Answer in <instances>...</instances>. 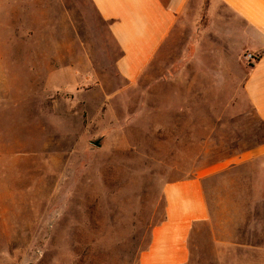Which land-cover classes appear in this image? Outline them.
I'll use <instances>...</instances> for the list:
<instances>
[{
  "label": "rangeland",
  "instance_id": "374dc122",
  "mask_svg": "<svg viewBox=\"0 0 264 264\" xmlns=\"http://www.w3.org/2000/svg\"><path fill=\"white\" fill-rule=\"evenodd\" d=\"M199 2L128 81L91 0H0V264H137L164 186L203 171L189 264L264 246V155L240 159L262 127L243 74L210 71Z\"/></svg>",
  "mask_w": 264,
  "mask_h": 264
},
{
  "label": "crops",
  "instance_id": "0c3cea01",
  "mask_svg": "<svg viewBox=\"0 0 264 264\" xmlns=\"http://www.w3.org/2000/svg\"><path fill=\"white\" fill-rule=\"evenodd\" d=\"M91 2L109 23L121 50L116 69L128 81L141 76L182 17L197 13L200 6L199 0ZM204 19L205 24L195 31L201 35L200 47L210 61V71L243 74L241 90L262 127L261 143L241 154L240 159L264 155V0H207ZM187 20H191L188 15ZM246 52L256 56L253 63L242 59ZM210 173L203 171L164 186V217L151 228L137 264L190 263L199 226L210 217L204 182ZM249 247L237 257L238 264H264V246Z\"/></svg>",
  "mask_w": 264,
  "mask_h": 264
},
{
  "label": "built area",
  "instance_id": "2783aa9c",
  "mask_svg": "<svg viewBox=\"0 0 264 264\" xmlns=\"http://www.w3.org/2000/svg\"><path fill=\"white\" fill-rule=\"evenodd\" d=\"M243 58L246 62H248L249 64L253 63L255 60H256V56L251 53V52H246L244 55H243Z\"/></svg>",
  "mask_w": 264,
  "mask_h": 264
},
{
  "label": "water",
  "instance_id": "95a60500",
  "mask_svg": "<svg viewBox=\"0 0 264 264\" xmlns=\"http://www.w3.org/2000/svg\"><path fill=\"white\" fill-rule=\"evenodd\" d=\"M94 145L99 147L101 145V138L95 140Z\"/></svg>",
  "mask_w": 264,
  "mask_h": 264
}]
</instances>
